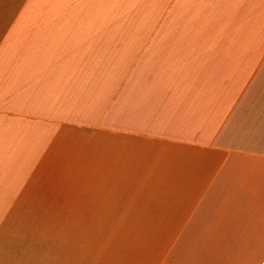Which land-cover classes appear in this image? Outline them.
Wrapping results in <instances>:
<instances>
[{"label": "crops", "instance_id": "0c3cea01", "mask_svg": "<svg viewBox=\"0 0 264 264\" xmlns=\"http://www.w3.org/2000/svg\"><path fill=\"white\" fill-rule=\"evenodd\" d=\"M0 264H264V0H0Z\"/></svg>", "mask_w": 264, "mask_h": 264}, {"label": "rangeland", "instance_id": "374dc122", "mask_svg": "<svg viewBox=\"0 0 264 264\" xmlns=\"http://www.w3.org/2000/svg\"><path fill=\"white\" fill-rule=\"evenodd\" d=\"M48 2V4L46 5V7H47V9L48 8H50V7H53L54 8V1H47ZM120 1H118V3H119ZM95 3H96V8H98L99 10H101L102 9V1H95ZM61 8H62V10L64 9V7H65V5L67 4H69V1H61ZM98 6V7H97ZM69 7V6H68ZM117 7H118V5H117ZM91 9H93V8H91Z\"/></svg>", "mask_w": 264, "mask_h": 264}]
</instances>
